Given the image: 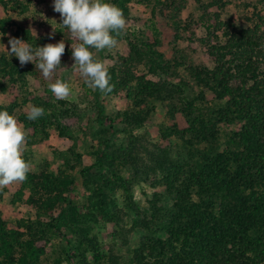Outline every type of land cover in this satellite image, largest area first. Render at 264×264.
Masks as SVG:
<instances>
[{"label":"trees","instance_id":"16d2710c","mask_svg":"<svg viewBox=\"0 0 264 264\" xmlns=\"http://www.w3.org/2000/svg\"><path fill=\"white\" fill-rule=\"evenodd\" d=\"M131 1L106 0L121 9L125 20ZM184 1L152 0L155 6L170 9L176 36L182 29L179 13ZM193 1L214 25L206 38H198L212 59V67L190 66L192 83L184 78L169 80L177 75L176 68L182 62L167 59L158 49V38L149 41L124 31L117 39L126 41L128 50L126 54L108 56L114 88L103 94L110 97L124 93L126 105L112 114L104 113L102 102L95 101V108L100 124L97 132L107 134L118 123L126 143H114L111 138L115 131L110 132L89 151L91 163L84 164L73 128L64 122L77 114L70 101L54 98L49 89L47 96L34 94L8 107L0 105V110L12 115L14 108L29 103L45 109L35 121L27 119L29 107L18 115L24 127L31 130L29 143L48 139L52 129L59 137L74 141L67 149L54 150L61 161L57 171L44 168L29 172L21 182L16 198L28 204L35 216L18 219L16 228H8L0 215V264H264V13L251 11L245 17L250 25L233 30L219 20V12L213 18L209 16L208 8L221 10L224 0ZM259 3L264 10V0ZM0 6L6 12L14 9L10 0H0ZM10 22L8 16L0 18V33ZM183 25L195 32L198 23ZM219 28L222 37L217 34ZM13 37L33 48L64 40L65 53L56 71L73 60L71 45L75 39L62 24L54 33L39 35L18 26ZM139 66L145 72H137ZM31 67L26 69L13 55L1 53L0 89L13 83L26 87L28 75L42 73L34 63ZM194 85L201 88L197 94L200 103L205 102L203 89H207L222 104L200 106L197 98L190 96ZM158 101H167L169 112L182 115L186 126L160 128L162 138L174 136L181 143L146 147L149 162L139 168V149H144L146 143L134 130L144 125ZM105 122L110 125L106 127ZM221 123H235L238 128L225 132L221 140ZM128 169L133 173L126 175ZM76 172L88 192L82 203L67 195ZM148 179L152 187H163V192L152 193L149 208L136 209L132 182ZM118 191L126 201L125 208L135 212L128 231H145L127 259L111 249L104 252L93 232L100 222L122 220ZM168 200L173 201L169 204ZM160 231L167 234L166 238L157 236ZM57 235L65 238L67 246L55 252L50 243ZM121 236L126 243L125 235ZM50 252L55 257L46 262Z\"/></svg>","mask_w":264,"mask_h":264},{"label":"rangeland","instance_id":"374dc122","mask_svg":"<svg viewBox=\"0 0 264 264\" xmlns=\"http://www.w3.org/2000/svg\"><path fill=\"white\" fill-rule=\"evenodd\" d=\"M168 2V0H165ZM207 1V0H206ZM226 2L225 7L221 10L215 6L208 8L210 11V18L214 17L215 12H219V20L224 22V25L228 23L232 26L233 30L238 27H245L250 23L245 19L249 16L251 11L260 10L264 13L262 4L259 0H224ZM244 1V2H243ZM10 4L14 6V9L4 11L0 6V18L9 17L10 24L6 31L0 33V54H8L5 46L10 51L9 39L13 37V31L16 27L22 26L29 28L34 35H39L44 32L51 34L55 32V28L61 25L62 19L60 13L54 10V0H10ZM18 4V5H17ZM129 14L126 19L125 31L134 33L136 36L152 41L154 38L160 40L158 49L162 51L167 59H176L182 62V65L176 68L177 75L169 77V80L178 81L179 78H184L192 83V78L189 73V67L194 65H206L212 67V59L207 54L205 46L198 38H206L208 32L213 30V24L208 19V16L203 15V11L199 8L193 0L184 1V7L179 13L180 19H182V29L179 36H176L174 32V25L172 23V12L167 6H155L152 0H132L128 3ZM189 21L197 22L198 26L195 32H192L190 28L183 24H188ZM207 25L210 29L208 30ZM222 25V27L224 26ZM217 34L222 37V28H219ZM79 41L75 40V43ZM96 59L105 61L108 65L111 63L109 55L114 54H126L128 50V44L126 41H119L118 45L109 50L104 49L97 51L91 49ZM9 55V54H8ZM17 61L19 59L13 55ZM20 63V62H19ZM32 62H28L22 65L26 69H32ZM75 62L69 61L66 68L60 69L55 72L51 80H47L40 73L38 76L28 75V85L26 87L21 86L20 83L8 84L6 88L0 89V105L8 107L12 102L20 103L24 97H30L31 95H45L49 90L48 85L53 83L56 78L63 79L70 84L72 94L67 98L77 108V114L68 118L64 122L69 124L74 131L75 145L77 150L83 154L84 164L92 162V158L88 155L89 151L98 145L100 139H105L108 134L115 131V135L111 138L114 143H126L123 139L124 134L122 126L118 123H114V128L108 130L109 133L101 134L98 131L100 124H98L96 118L98 111L95 108V101L102 102L105 114H112L116 111L124 109L126 99L124 93L105 97L103 93L90 89L84 82V78L80 73L73 68ZM137 72H145L143 66H139ZM166 78L167 76H163ZM194 90L190 93L192 98H197V103L201 106L204 104L219 106L223 101L214 98L213 94L207 89H203L206 100L204 103H200L197 94L200 87L194 85ZM53 95V94H52ZM197 96V97H196ZM54 97V95H53ZM56 98V97H54ZM30 103L26 106H18L14 108L13 114L18 119V115L29 107ZM170 104L167 101H158L155 103V109L148 120L143 126L134 130V133L144 139V149H139V168L149 162L147 159L146 147L152 148V144L167 145L174 142L181 143L179 139L174 136L169 138H162L159 129L163 127H172L174 124L177 128L182 129L186 126L185 119L179 113L171 114L169 112ZM19 121V119H18ZM20 122V121H19ZM21 123V122H20ZM22 124V123H21ZM104 125L108 127L110 124L105 122ZM238 128L237 124L221 123L219 125L221 140L224 138V133L230 130ZM28 134L31 133L29 128H25ZM28 136L24 145V159L31 163L30 172H39L40 170L47 168L48 170L57 171L61 161L56 158L54 150H63L69 148L74 141L65 137H59L55 130H50V136L48 139L39 143H29ZM126 175L133 173L132 170H127ZM74 183L68 192V199L78 203L85 201L88 192L82 188V179L78 172L74 174ZM21 187L20 183H13L3 189L0 197V215L4 219L8 228H16L17 220L21 218L34 217L35 213L22 200L16 198V192ZM134 208L143 210L149 208V200L153 197L154 191L163 192V187H152L150 180H134L131 185ZM118 203L121 209L124 211L122 220L115 222H100L93 228V232L97 234L99 241L102 245L103 251L111 249L114 253L122 256L123 259H127L134 248L140 244V239L145 235L144 230L128 231L131 225V218L135 216L133 210L125 208L126 201L121 195V192L116 193ZM173 200H168L169 204ZM68 202L63 205H67ZM59 211V209H58ZM45 219V217H43ZM60 235V234H59ZM57 235L55 239L51 240L50 248H53L55 252L58 251L60 246H67V242L64 237ZM121 235H125L127 242H123ZM166 233L160 231L157 236L166 238ZM55 257L54 253H48L46 255V262L53 261ZM62 264H68L63 262Z\"/></svg>","mask_w":264,"mask_h":264},{"label":"clouds","instance_id":"9594fccd","mask_svg":"<svg viewBox=\"0 0 264 264\" xmlns=\"http://www.w3.org/2000/svg\"><path fill=\"white\" fill-rule=\"evenodd\" d=\"M54 10L61 15L62 25L69 29L71 36L79 41L73 43L72 58L75 68L93 91L107 94L113 91L111 76L105 61L96 59L91 49L102 51L118 45L117 37L126 28V20L119 7L106 0H54ZM9 55H15L21 65L35 64L43 77L51 80L61 66L66 43H48L33 48L27 42L12 37L8 41ZM57 99H67L72 94L70 84L56 78L48 85ZM45 114V109L30 105L27 119L35 121ZM28 132L18 119L7 110H0V189L13 183L24 182L31 171V163L24 159V145Z\"/></svg>","mask_w":264,"mask_h":264}]
</instances>
